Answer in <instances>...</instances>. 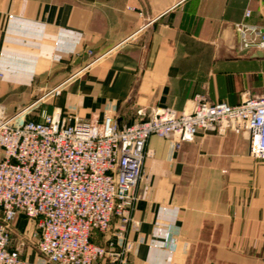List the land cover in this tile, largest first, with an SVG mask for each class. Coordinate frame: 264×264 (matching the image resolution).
I'll return each instance as SVG.
<instances>
[{
    "label": "crops",
    "instance_id": "crops-1",
    "mask_svg": "<svg viewBox=\"0 0 264 264\" xmlns=\"http://www.w3.org/2000/svg\"><path fill=\"white\" fill-rule=\"evenodd\" d=\"M242 21L264 29V0H0V104L12 113L64 84L47 111L121 125L199 94L238 104L264 94V50L241 48ZM148 147L126 264H264V159L247 133L153 135ZM13 226L9 247L25 235L22 255L47 264L33 222L20 214Z\"/></svg>",
    "mask_w": 264,
    "mask_h": 264
},
{
    "label": "built area",
    "instance_id": "built-area-1",
    "mask_svg": "<svg viewBox=\"0 0 264 264\" xmlns=\"http://www.w3.org/2000/svg\"><path fill=\"white\" fill-rule=\"evenodd\" d=\"M236 28L242 49L264 50L263 27L242 21ZM62 90L52 88L17 113L0 104V264H36L22 255L25 235L18 248L9 247L20 214L33 222L47 264H126L133 250L129 233L140 224L133 212L145 162L154 155L148 147L153 135L182 142L200 130L231 128L246 132L250 155L264 159V94L235 105L199 94L188 109L156 107L123 125L109 115L84 120L60 107L27 118ZM97 233L102 242L93 241Z\"/></svg>",
    "mask_w": 264,
    "mask_h": 264
},
{
    "label": "rangeland",
    "instance_id": "rangeland-1",
    "mask_svg": "<svg viewBox=\"0 0 264 264\" xmlns=\"http://www.w3.org/2000/svg\"><path fill=\"white\" fill-rule=\"evenodd\" d=\"M62 85V88L64 84H60ZM58 86V85H57ZM56 87V86H55ZM54 88V87H52ZM49 90H51V88H46V89H39L35 94V96L30 99L28 102L26 103H23V104H19V105H16L15 109L12 111V113H17L19 112L20 110L26 108L27 106L31 105L35 100H37L41 95H43L45 92H48ZM63 92V90H62ZM60 96V95H59ZM58 97V96H57ZM56 104V97H53V98H50L47 103H43L39 106H37L36 108H33V111L30 115L27 116V118H35L36 117V112L39 110V109H52V107H54ZM35 107V106H34Z\"/></svg>",
    "mask_w": 264,
    "mask_h": 264
}]
</instances>
